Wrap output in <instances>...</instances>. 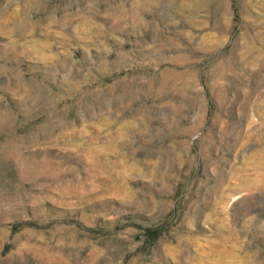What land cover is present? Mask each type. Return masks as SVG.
Here are the masks:
<instances>
[{
  "label": "rangeland",
  "instance_id": "rangeland-1",
  "mask_svg": "<svg viewBox=\"0 0 264 264\" xmlns=\"http://www.w3.org/2000/svg\"><path fill=\"white\" fill-rule=\"evenodd\" d=\"M0 264H264V0H0Z\"/></svg>",
  "mask_w": 264,
  "mask_h": 264
}]
</instances>
